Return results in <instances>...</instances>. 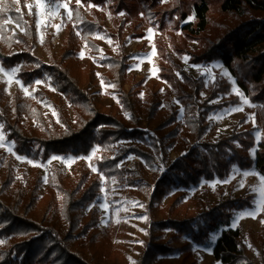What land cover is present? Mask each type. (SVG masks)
<instances>
[{
  "label": "trees",
  "instance_id": "trees-1",
  "mask_svg": "<svg viewBox=\"0 0 264 264\" xmlns=\"http://www.w3.org/2000/svg\"><path fill=\"white\" fill-rule=\"evenodd\" d=\"M81 2L91 6L90 13L81 11L76 0H71L74 23L68 26L58 59L49 64L32 54L38 43L35 20L28 21L22 14L20 19L13 10L16 8L13 0L1 3L7 5L9 11L0 15V22L11 16L14 23L19 21V26L25 29L17 33L5 26L6 31L0 34L1 65L20 67L19 77L25 84H33L36 78L49 75L61 98L74 108L73 118L59 111L57 122L33 97L15 91L8 99L5 86L0 82V123L5 125L6 138L15 142L17 154L47 160L52 155H88L98 145L103 150L96 161L99 171L108 179L125 177L130 185L136 186L142 180L141 169H123L117 165L123 157L133 154L152 166L151 151L138 143L121 146L120 152L113 157L105 150L122 140L142 141L147 145L148 132L140 128L136 117L146 110L149 121L156 118V134L150 136L148 144L155 153L165 151L167 146L177 142L187 150L153 178V185H144L150 204L159 206L175 190L188 189L202 180L225 179L233 166L239 170L254 169L264 177V133L259 144L250 129L239 131L236 127L229 135L214 142L201 140L208 127L207 115L229 103H237L238 98L234 96L225 102L210 103L230 90V83L220 78L208 86L207 98L201 101V93L205 90L203 78L190 75L180 62L174 60L162 33L156 38L158 76L169 84L184 109L185 130L182 132L178 127H172L168 133L161 134V130L170 127L176 119L178 112L173 106L170 105L169 113L157 116L158 99L152 98L149 104H143L136 91L125 87L128 58L124 53H116L107 59V73L110 83L117 89L120 110L129 113L130 119L120 116L117 108L102 105L88 93L75 70L74 61L80 42L94 48L93 33L102 30L96 6L107 5L114 15L125 12V20L136 25H157L162 32L169 27L171 48L177 53L186 52L191 64L219 61L229 69L245 96L256 104L255 119L264 132V0ZM189 16L193 20L183 23ZM188 40L196 42L195 50H187ZM15 47L20 50L13 52ZM171 94L167 92L169 97ZM144 106L146 109L142 110ZM253 148H258L254 159L250 155ZM0 164L5 166L0 175V238L5 239L4 245L0 246V264H115L109 256L113 249L110 227L100 229L96 208L83 215L86 206L97 197L101 185L97 176L84 174L80 182L70 184L64 183L61 173L55 170V178L49 177L50 198L39 214L36 180H41L40 177L36 175L32 185L24 186L14 175L11 158L0 154ZM137 164L141 166L139 162ZM173 200L176 204L178 197ZM251 200L250 196L226 198L202 207L195 216L171 217L168 214L161 220L152 221L137 264H162L158 261L160 256L179 251L191 256L193 244L206 245L211 235L217 233L219 236L211 245L216 260L221 264H252L243 232L228 227L233 211L252 208ZM165 230L171 231L169 239L164 236ZM173 242H178L179 246H174Z\"/></svg>",
  "mask_w": 264,
  "mask_h": 264
},
{
  "label": "rangeland",
  "instance_id": "rangeland-1",
  "mask_svg": "<svg viewBox=\"0 0 264 264\" xmlns=\"http://www.w3.org/2000/svg\"><path fill=\"white\" fill-rule=\"evenodd\" d=\"M3 1L4 0H0V4ZM109 1L110 0H106L107 3H109ZM34 3L35 0H18L16 7L20 8L21 14L25 16L28 21L32 18L36 22L35 7L32 9V14H29V8L27 7V5H34ZM89 7L83 5L82 2L79 5L81 11L86 14H88V12L90 13ZM95 8L98 11V19L102 24V30L95 31L92 36L95 41V47L91 48L86 42L81 41L80 48L74 56L75 70L80 74L79 76L82 79L85 89L99 103L104 106L106 105L112 108H117L120 116L130 119L129 113L120 110L117 89L112 83H110L107 73V59L116 53L122 52L128 58L125 87L136 91L143 104H149V100L152 98L158 99L160 103L157 107V116H163L164 114L169 113L171 110L170 105L178 112L174 123H172L170 127L161 130V134L168 133L172 127H178L181 132L185 130L183 125L184 116L181 117L179 115L182 105L171 91L169 84L158 76L159 57L156 52V38L162 33L166 41V48L168 52L172 54L174 60L180 62L184 70L190 75L203 78L205 90L201 93V101L207 98V89L208 86L213 83V77L215 80H218L221 78V69H225L230 73L229 69L219 61H213L207 64H191L189 62V55L186 52L177 53L171 48L168 37V31L170 30L169 27H166L162 32L157 28V25H136L131 20H125V12H123L124 15H120V13L114 15L110 12L107 5L96 6ZM191 20H193V17L189 16L183 23ZM73 23V19L69 20L65 14V10L61 8L59 13L48 22L46 28L42 27L37 31L38 43L32 49V54L46 64H49L53 60H57L58 54L64 44L65 36L68 33V26ZM57 25H60L59 31H57ZM5 26L10 28L13 32H23L21 31V27H18L12 19ZM149 29H152L150 37L148 36ZM41 37L43 38V43L40 42ZM186 44L188 51L197 48V44L194 41L188 40L186 41ZM19 50L20 49L16 47L13 48V52H18ZM81 52L84 54L83 58L80 56ZM185 58H188L187 62ZM213 65H220L221 67H212ZM193 66L205 67L198 69ZM13 67L17 66L4 68L10 69ZM206 68L210 69L211 75L206 71ZM201 72H204L203 76L201 75ZM46 76L50 78L49 75L44 74L40 78L35 79V81L40 80V84H36L35 81L33 84L23 83V85L29 89L30 95H28V97L36 99L43 111L50 114L57 122L59 121V111H62L70 118H73L74 108L61 98L55 90L51 78V83L49 85V80L46 79ZM230 76L232 78L231 80L227 77L221 78L230 83V90L226 93H221L218 98L211 100L210 103L213 104L212 101L215 100H219V102L231 100V98L237 96L235 92L232 91L233 88H237L243 93V96L246 97L231 73ZM18 79L22 81L19 77V73ZM101 80L104 82L103 86ZM206 80L209 81L207 84L205 83ZM0 82L5 86V93L8 99L11 98L15 91H19L22 95L26 96L20 85L16 84L15 81L9 85L6 83L5 79L0 78ZM167 92H170V94L172 93L170 97L167 95ZM141 94H143V96H141ZM237 98V103H229V105L220 109H215L207 115L206 121L208 127L205 134L201 137V140L214 142L221 136L229 135L235 127L239 131L244 128L250 129L254 134L256 141L257 137H259L260 140L264 132L260 123H257L255 119L254 113L256 104L249 101L251 106L243 105L241 98L239 96H237ZM235 107H242L243 110L233 112L225 111L228 108ZM144 109H146V106L142 107V110ZM214 116L216 118L209 119V117ZM220 116L223 118H219ZM250 116L253 117V119L249 120L248 118ZM136 117L140 128H143L146 133L148 132V135L146 136L147 145L142 141L122 140L113 146L106 148L105 151L108 156L113 157L118 151L120 152L121 146H130L133 143H138L143 146V148L151 151L154 157L152 166H148L144 160L133 154L123 157L119 162V167L123 169H141L142 180L137 183L136 186H133L125 180V177L122 178L115 176V183H113V177L109 179L105 177V182L103 185H100L95 201L86 206L83 211V215L86 216L93 208H96L100 218L98 224L100 229L106 230L110 227L112 231L110 239L113 249L109 253V256L115 264H133V262L134 264H137V260L144 247V239L150 223L154 220H161L168 214L171 217L195 216L204 206L209 207L210 205L216 204L226 198L250 196V198H252V208L233 211L236 215L246 209L251 210L258 206L261 201H264V181L261 180V177L263 176L259 175L254 169H248L247 171L252 174L247 176H243L237 172L233 177L231 171L230 175L227 177L230 182L216 183L214 189L209 185V182H215L217 180L224 181L226 178H215L211 181L202 180L198 185L191 186L188 189L175 190L174 194L172 193L165 197L162 204L159 206L155 203L150 204L149 193L146 191L144 185H153V178L164 172L177 157L185 154L187 150L181 147V144L177 142L179 138H177V143L175 145L167 146L165 151L155 153L152 146L148 144H150L151 141L150 136L154 137L156 134L154 130L156 118L149 121L148 115H146V110L138 114ZM6 141L9 143L12 142L7 138ZM94 148L96 149L95 155L92 157V160L89 161L86 158L92 153ZM93 149L88 155H52L51 157L55 156L58 157V159L51 160V163H49L51 157L47 160H40L22 155L26 157V159L24 161L17 160L16 155L19 154H17L15 150L11 153L8 152L7 143L4 148H0V154H4L7 158L9 157L12 159L14 175L24 186L28 183L32 185L34 181L33 179L36 175L40 177L41 180H36L38 182L36 193L38 196V213L41 214L43 211V204L50 198L49 192L51 186L49 177H54L53 172L55 170L61 173L64 183H78L81 181L80 179L84 174L97 176L100 180L101 172L97 167L96 161L101 157L103 150L98 145L93 147ZM61 157H73L75 159L65 162V160L59 159ZM128 157L132 158L128 159ZM28 159H31L33 163H27ZM138 162L141 166L137 164ZM90 164L97 167L98 171L93 172ZM4 170V164H0V175L3 174ZM44 177H47V182L44 181ZM241 183L244 184V187H240ZM82 185L84 184L82 183ZM101 187L105 189L104 192H101ZM174 197H178L176 204L173 203ZM105 200L110 208L107 214L99 207V205L104 203ZM133 202L140 203L137 204ZM140 204H142L143 207H141ZM234 214L230 224L233 221ZM143 216H147V220L139 218ZM234 227L239 228L244 234L247 255L252 261V264H264V211H261L255 217L246 216L239 219L238 224ZM170 234V230H165L164 236L167 239H169ZM218 236V233L215 234L214 240L210 237V241L206 245L193 244L191 256L179 251L168 256H160L158 261L162 264H221L220 261L213 257L211 248L212 243ZM0 241H3V243H0V246L4 245L5 239L0 238ZM172 244L176 247L179 246L178 242H173Z\"/></svg>",
  "mask_w": 264,
  "mask_h": 264
},
{
  "label": "snow or ice",
  "instance_id": "snow-or-ice-1",
  "mask_svg": "<svg viewBox=\"0 0 264 264\" xmlns=\"http://www.w3.org/2000/svg\"><path fill=\"white\" fill-rule=\"evenodd\" d=\"M70 2H71V0H35L34 5H32V4L27 5V7L29 8V14H32L33 7H35V9H36V13H35L36 22H35V25H36L37 31H39L42 27L46 28L48 26V22L59 13V10L61 8H63L65 10V14H66L67 18L69 20H71L72 17H73V11L70 8ZM16 3H18V0H13V4H16ZM76 4H77V6H79L81 4V0H76ZM13 10L15 11L16 14L20 15V19H22L20 8L16 7ZM8 11H9V8H8L7 5L0 4V15H3L5 13H7ZM120 15H124V13L121 12ZM141 15H143V13H141ZM11 19H12V17L9 16L8 20H4L3 22H0V34H2L4 31H6L5 25H7ZM17 26L19 27V21H17ZM56 28H57V31H59L60 25H57ZM21 31H25V29L21 28ZM151 33H152V29H149L148 30V36L149 37L151 36ZM40 42L43 43V38L42 37H41ZM109 42H111V41H109ZM83 55H84L83 52H81L80 53L81 58H83ZM144 55H150V54H144ZM187 59L188 58H185L186 62H187ZM36 66L39 67V65H36ZM193 67H197L199 69V68L205 67V66H193ZM212 67H221V66L220 65H213ZM19 71H20V67H13V68H10V69H5L3 67V65H0V78L5 79L6 83L9 84V85H11L13 81H15L16 84L20 85V87H21L22 91L24 92V94L26 96H28V95H30L28 87H25L23 85V82L20 79H18ZM206 71H208L209 75H211L210 69L206 68ZM153 74H155V73H153ZM97 75H99V74H97ZM201 75L203 76L204 72H201ZM177 76H179V73H177ZM220 76H221V78L227 77L230 80L232 79L231 76H230V73L227 70H225V69H221ZM46 79L49 80V85H50V83H51L50 78H48L46 76ZM208 82L209 81H207V80L205 81L206 84ZM212 82L213 83L215 82V78L214 77H213ZM35 83L36 84H40L41 81L37 80V81H35ZM101 84L103 86V84H104L103 80H101ZM232 91L235 92V94L241 98V101H242L243 105L251 106L249 100L246 97H244L243 93L240 92L237 88H233ZM141 96H143V94H141ZM212 102L213 103H219V100H215V101H212ZM241 110H243L242 107H235V108H228L225 111L226 112H233V111H241ZM183 113H184V109H183V107H181L179 115L182 117ZM214 118H216V117L215 116L214 117H209V119H214ZM219 118L222 119L223 117L220 116ZM248 119L251 120V119H253V117L250 116ZM245 122H247V121H245ZM4 128H5V125L3 123H0V148H4L6 146V143H7V151L11 153V152L14 151L15 142L13 141V142L9 143V142L6 141V133L4 132ZM259 142H260L259 141V137H257V144H259ZM237 146L239 147L238 142H237ZM95 151H96V149L94 148L92 153L86 159L91 161L92 157L95 155ZM256 151H258V148L250 149V155L252 156L253 159L255 158V152ZM131 158L132 157H128V159H131ZM16 159L24 161L26 159V157H24L22 155H16ZM54 159H58V157H55V156L51 157V159L49 160V163H51V160H54ZM59 159H62V160H65V162H68V161L73 160L75 158H73V157H67V158L61 157ZM27 163L32 164L33 161L31 159H28ZM90 167H91V170L93 172H97L98 171L97 167L92 166L91 164H90ZM117 167H119V165H117ZM237 172H239V174H241L243 176H247L249 174H252V173H250L247 170L240 171L237 166H233V170H232L233 177H234V175ZM261 180L264 181V177H261ZM44 181L47 182V177H44ZM100 182H101V185H103L104 182H105V176H104L103 172L100 173ZM228 182H230V180L226 178L224 181L217 180L215 182H209V185L211 187H213V189H214L216 183H228ZM113 183H115V178L114 177H113ZM240 187H244V184L241 183ZM104 191H105V189L103 187H101V192H104ZM133 203L139 204L140 202H133ZM140 206L143 207L142 204H140ZM99 207L106 214L110 210L109 205H108L106 200H105L104 203H101L99 205ZM261 211H264V201H261V203L258 206H256L255 208H253L251 210H247L246 209V210H244L242 212L237 213L234 216L232 223L228 227L236 226L238 224V222H239V219L244 218L246 216L255 217ZM139 218L147 220V216H143V217H139ZM185 238L189 239L188 237H185ZM211 238L214 240L215 239V234H212ZM0 243H3V241H0ZM205 250H208V249H205ZM133 264H134V262H133Z\"/></svg>",
  "mask_w": 264,
  "mask_h": 264
},
{
  "label": "crops",
  "instance_id": "crops-1",
  "mask_svg": "<svg viewBox=\"0 0 264 264\" xmlns=\"http://www.w3.org/2000/svg\"><path fill=\"white\" fill-rule=\"evenodd\" d=\"M235 215V214H234ZM233 228H236V227H233Z\"/></svg>",
  "mask_w": 264,
  "mask_h": 264
}]
</instances>
